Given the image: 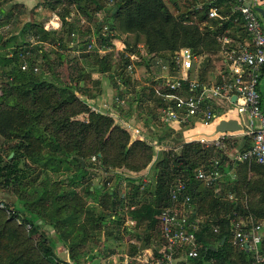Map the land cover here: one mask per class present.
Segmentation results:
<instances>
[{
	"label": "trees",
	"instance_id": "16d2710c",
	"mask_svg": "<svg viewBox=\"0 0 264 264\" xmlns=\"http://www.w3.org/2000/svg\"><path fill=\"white\" fill-rule=\"evenodd\" d=\"M108 1H55L66 8L63 13L56 14L60 19L58 30L46 31L42 25L33 24L25 27L37 41H50L71 51L81 47L80 44L70 45V36L75 35L73 30L78 28L77 22L71 19L72 8L83 17L105 12L115 21L112 31L134 36L132 50L143 58L147 67L153 57L170 61L180 48H189L196 56L209 57L221 53L224 48L249 41L240 20L231 15L230 6L234 0H193L190 7L175 8L177 15L169 11L164 0H111L113 5L109 9L106 7ZM6 2L8 0H0V22L9 17L4 8ZM46 3L51 1L44 0ZM213 8L219 17H209ZM141 37L143 49L138 44ZM98 38L101 46H108L111 40L103 35ZM224 38L229 40L225 46ZM24 52L22 50L21 54ZM17 53L2 57L7 84L0 90V136L3 138L0 204L14 213L12 218L19 217L22 225H29L30 229L24 234L10 225V220L0 218V264H54V249L58 243H69L70 262L79 264L77 247L103 233L109 235L111 226L119 228L121 217L115 208L119 205L116 191L120 182L126 175L136 177L150 167H153L155 180L141 192L139 179L129 178L130 194L132 197L150 194L151 201L161 207L171 205L169 190L177 178L188 184L191 201L187 207L177 209L185 210L191 223L195 224L197 217L203 218L196 225L195 236L201 247L196 264L252 263L247 247L232 244L231 237L234 224L240 221L245 224L244 231L264 222V166L230 161L235 150L241 153L251 147V139L226 140L222 149L205 147L184 142L181 133L164 126L162 128L182 139L172 146L173 143H165L161 136L148 134L147 129L153 123L146 116L142 123L144 140L132 141L129 129L117 119L133 126L137 121L134 115L127 118L121 110L114 111L116 115L110 111H94L89 103L93 97L89 96V90L81 87L90 81V75L84 73L85 66H99L98 71L104 74L111 66L109 56L84 58V63H76L73 67L75 76L68 83H62L51 71L55 63L46 55L43 58L48 60L46 65L52 73L51 78L44 73L34 76L31 70L34 63L30 58L28 69L23 71ZM116 82V89L135 88V105L153 104L157 112L150 111L151 119L153 122L159 120L162 98L153 90L144 94L145 88L131 81L125 59L117 69ZM156 147L163 149L158 152ZM211 160L218 161L222 174L223 186L217 193L215 188L206 187L194 177L196 170ZM71 168L73 174L64 180L54 179L62 170ZM96 177L100 179L97 184L93 183ZM110 183L114 185L108 187ZM154 216L147 206L146 221L138 222L135 232L139 235L141 229L142 236L160 242V227ZM43 225L54 229L57 242L44 233ZM34 235H38L37 244L30 245L29 240ZM74 235L78 241L73 243ZM136 253L137 249L133 248L131 255ZM260 253L264 259V242L260 245Z\"/></svg>",
	"mask_w": 264,
	"mask_h": 264
},
{
	"label": "built area",
	"instance_id": "2783aa9c",
	"mask_svg": "<svg viewBox=\"0 0 264 264\" xmlns=\"http://www.w3.org/2000/svg\"><path fill=\"white\" fill-rule=\"evenodd\" d=\"M257 0H234L231 12L240 20L249 41L245 44L237 43L235 47L224 48L221 52L222 61L226 67V74L221 82L206 84L196 77L199 56L194 55L189 48L175 51L170 61L153 57L150 61L159 63L161 72L153 76L148 75L142 80L138 77L141 59L134 52L125 53L127 75L141 82L148 93L153 90L163 100L159 110L160 121L165 125H174L187 131L189 137L186 143H199L205 147L222 149L226 140L236 137L238 132L207 134L199 129L208 128L216 123L220 115L214 103L223 101L229 107L223 111L222 117L229 118V114L238 116L237 125L241 127L244 137L251 139V147L241 153L233 155V161L238 163H255L264 166V112L260 95V83L264 77V25L261 16L256 11ZM210 18L219 17L215 8L209 12ZM224 46L229 44L223 39ZM91 48V47H90ZM99 53H103L99 50ZM27 65H22L23 71ZM37 72V68H33ZM121 89H123L121 87ZM235 97V101L232 98ZM119 104L123 99L116 98ZM107 108V107H105ZM107 111L115 112L109 107ZM131 132L134 141H143L142 127L123 123ZM163 148L156 147V151ZM95 160V158H92ZM220 172L216 161L209 170L197 169L195 180L208 188H215ZM119 205L115 208L117 215L125 212L127 193L117 192ZM171 205H149L160 227L161 241L153 248H144L134 255L126 254L120 264H196L200 255V244L195 232L196 226L191 223L185 210L179 211V206L187 207L191 201L188 195V184L177 178L169 190ZM232 196H230L231 198ZM0 208H5L0 204ZM134 226L133 221L128 222ZM27 227H30L27 225ZM245 224L240 221L233 226V243L240 247L246 246L252 253L251 264H264L259 252L263 235L259 225L244 231ZM206 251V249H204ZM63 264V263H61Z\"/></svg>",
	"mask_w": 264,
	"mask_h": 264
},
{
	"label": "rangeland",
	"instance_id": "374dc122",
	"mask_svg": "<svg viewBox=\"0 0 264 264\" xmlns=\"http://www.w3.org/2000/svg\"><path fill=\"white\" fill-rule=\"evenodd\" d=\"M191 1L193 0H164V3L172 14L177 15V12H175V8L178 10H182L187 6L190 7L189 3H191ZM197 1L199 2L200 0ZM54 2L55 1H51V3L44 4V0H8V2L4 4L5 10L9 12V17L8 19H2V21L0 22V90L3 89L7 84V76L5 74L6 69L4 67L2 57H10L14 55V52H18L17 54L21 58V67L24 64L27 65V60L28 58H30L32 63H34L33 68L38 69L37 72H34L33 68L31 69L34 76H41L44 73L47 77L51 78V71L53 70V72L57 76L56 79H58L62 83H68L72 79L73 75L75 76L73 67L76 63H84V58L90 59L94 56H97L99 58L109 56L111 66L110 69L104 74H101L98 71L99 66H95L94 68H92L90 66L84 65V73L85 75H90V81L82 84L83 86L81 87L89 90V96L93 97V99L89 100L90 106H92L93 110H101L97 108V106L101 105L102 101H105L108 107H110L113 111L116 112V110H121L122 114L127 116V118L131 117V115H134V118L137 121H140L147 116L150 118V120H152L153 123V125L151 126L152 128L150 127L149 129H147L148 134L161 136L162 140H164L165 143H173L172 146L176 145V143H181L182 139H180L179 135L169 133L170 131L167 130V128H169L168 126H166L167 128H162L165 125L160 121V119L156 120V122H153V119H151L152 117L150 115V111L157 112L153 104L145 102L139 105H135V103L133 102V94L136 93L135 88L126 87L124 89H116L117 69L125 59V53L133 52L132 49L134 48V36H126L123 34H119L117 31H112L111 27L115 24V21L111 16H106L105 12H99L91 17H83L82 15H78V13L76 14V8L73 7L72 9L74 10V12L72 14L74 15L71 14V19L73 23L77 22L76 24L78 25V28L77 31L73 30V32L75 31V35L70 36V45L74 44V47H76L77 44H80L81 47L74 48L71 51L64 49L58 44L50 41H37L36 38L32 36L33 33L28 32L29 30H27L25 27L27 24L42 25L43 29L46 31H53L54 27H57L58 29L60 28V19L56 14L63 13V9L66 8ZM112 5L113 2H111L110 0L107 2L106 7L109 9L112 7ZM98 26H100L99 29ZM98 35H103V37L105 38L111 37L109 45L101 46ZM126 42L128 43V45H126ZM138 44L141 46V49H143L142 44H144V42L142 37L141 41ZM22 50L25 51L23 53L24 55L21 54ZM99 50H102L103 53H99ZM44 55L47 56V59L50 62L53 61L55 63L51 71L46 65L48 60L45 61V59L43 58ZM145 57L146 56H144V59ZM58 58H60L62 61L60 60L61 62H59ZM139 58L141 59V61L138 62V64L140 65L138 77L141 80L148 75L153 76L161 72L159 63L154 62V60L153 62L149 60V67H147V63L143 61V58ZM215 60V55H211V63L209 65L211 66L210 68L215 69L217 67H221V61L216 60L215 62ZM213 61L215 62L214 65ZM208 70L209 67L207 71ZM131 81L133 83H136L137 86L141 85V82H139L135 78L134 80L131 78ZM144 94H146V92H144ZM121 95L124 96L122 97ZM117 97L121 99L123 98L124 103L119 104L116 101ZM0 102L2 101L0 100ZM117 120H119L120 122L119 118ZM137 121L136 124L138 123ZM160 127L162 129H159ZM2 141L0 143H2ZM216 161L217 160H211L206 166H202V168L204 167L203 170H209ZM146 171L149 172L148 176H150L151 178L153 174V167L147 168ZM71 174H73L72 168L69 170H62V172L59 175H56L54 179L64 180L67 175ZM93 175L96 176V174ZM129 178L133 179L130 175H126V177L123 178L122 182H120L119 186L117 187V190L119 192H132V186L128 180ZM142 179L143 178H139V181L142 183L141 185H143L144 187L150 185V183L145 182ZM219 181L220 180H218V182ZM99 182L100 179L98 177H96L93 181V183L95 184ZM219 185L220 188L221 186H223L221 182ZM88 203L92 202L89 201ZM13 215L14 213H10L8 209L0 208L1 220H10V225L17 227L22 233L28 234L30 227H24L22 225L21 219L19 217L12 218ZM42 228L47 236L51 237L52 240L57 242L55 239V231L53 228H51L49 225H43ZM109 229V231L112 232H109V235H106V238L114 239L115 236L119 234V229L117 226H111ZM117 232L118 234H116ZM75 237L76 235H74L72 238L73 243L78 241L75 239ZM101 239L102 234L100 236L91 238L83 246L77 247L76 253L79 259V264H86L87 261L93 259H90L91 257L96 258L94 264L108 263V251H113V249L116 251V246L114 247L115 243H111L107 240L103 243ZM37 240L38 235H34L29 240L30 245L37 244ZM54 252V264H61V262L63 261L72 264L70 262L71 256L69 243H58L54 249ZM88 264H90V262ZM111 264L113 263L111 262Z\"/></svg>",
	"mask_w": 264,
	"mask_h": 264
},
{
	"label": "crops",
	"instance_id": "0c3cea01",
	"mask_svg": "<svg viewBox=\"0 0 264 264\" xmlns=\"http://www.w3.org/2000/svg\"><path fill=\"white\" fill-rule=\"evenodd\" d=\"M27 1H38V0H27ZM50 1H64V0H50ZM233 1V0H232ZM233 5L230 6V12L232 9ZM261 9L264 12V0H257L256 1V9ZM74 15V14H72ZM231 15L232 12H231ZM234 16V15H233ZM262 23L264 25V19L261 17ZM51 21V20H50ZM53 30H58L57 27H54ZM71 48V46L69 47ZM214 58V57H213ZM221 58V59H220ZM215 59L216 60H220L221 61V67H217V68H210L211 66V56L210 57H206V56H199L198 62L196 64L197 67V74L196 77L201 80L204 81L206 84H213L218 82L219 78L222 79V77L226 74V67L223 64L222 61V54L218 53L217 55H215ZM215 60V62H216ZM215 62L213 61V65L215 64ZM209 67V70L207 71ZM211 69V70H210ZM212 71V72H211ZM260 95H261V101H262V110L264 112V77L261 80L260 83ZM104 98V97H103ZM104 100V99H102ZM214 106L218 112V114L220 115L219 119L216 121V123L208 128L205 129H199L202 132H205L207 134H212L213 132L216 131V127L219 124L220 121L223 120H236L238 119V116L235 115V113H231L229 114V118L227 117H222L221 115H223V111H225L229 106L224 103L223 101H216L214 103ZM107 107V108H105ZM97 108L103 110V111H107V109L109 108L107 103L105 101H102L101 105H98ZM146 117H144L145 119ZM144 119H141L140 121H137L141 127H142V123L144 122ZM165 125V124H164ZM168 126L169 128H172L174 131H176V133H181L182 135V139L185 142L187 140V138L189 137V134L187 131L179 129L178 127L174 126V125H165V127ZM242 137H244L241 133V131H238V134L236 137L230 138L228 140H240L242 139ZM248 138V137H247ZM3 140V138L0 136V142ZM240 144V143H239ZM1 145V143H0ZM236 150L232 153H235ZM233 155L230 156V161H233ZM250 164V163H249ZM147 173H144L142 175H138V176H134L131 178H137V179H141L144 180L145 182L148 183H152L153 180H155L156 176L151 177L148 176L149 172L146 171ZM149 179V180H147ZM219 182L217 181L216 187H215V192H219L220 188V182L222 183V174L220 173L219 176ZM97 184V183H96ZM112 185H114L113 183L108 184V187H111ZM146 186V184H145ZM101 187V184H100ZM147 187H144L142 185L140 191L143 192L142 190H144ZM118 192V190L116 191ZM231 196V195H230ZM229 196V198H230ZM127 205L125 206V212L120 214L121 217V223H120V228L119 229V234L116 236V238L114 239H109L106 238V235L103 233L102 234V242H106L110 241L111 243H115L114 247L116 248V251L113 249V251H108V263L107 264H111V262L113 264H120L122 262L123 256H125L126 254H130L132 252V249L135 248L137 249V252H139L140 250L144 249V248H153L156 244L157 241L156 240H152L151 238H149L148 236H142V230H139V235H137V233L135 232V228L138 222H145L146 221V217H145V211L147 206L150 208L149 205L146 204H150V205H156L155 201H151V196L150 194L147 195H138V196H134L132 197V194L127 193ZM146 207V208H145ZM129 221H133L134 222V226H130L129 225ZM203 221L202 217H197L195 219V226L199 225L201 222ZM244 224V222H243ZM261 227V233L263 235V240L262 242H264V222H261L260 224H258ZM196 226V229H197ZM257 226V225H256ZM231 242L233 243V238L231 237ZM106 245V243H105ZM108 245V243H107ZM235 245V244H234ZM261 245V244H260ZM113 247V248H114ZM251 255L252 253L250 251H248ZM259 252H260V246H259ZM261 254V253H260ZM96 260L95 257H93L92 260H90V264H94V261ZM93 261V262H92Z\"/></svg>",
	"mask_w": 264,
	"mask_h": 264
},
{
	"label": "water",
	"instance_id": "95a60500",
	"mask_svg": "<svg viewBox=\"0 0 264 264\" xmlns=\"http://www.w3.org/2000/svg\"><path fill=\"white\" fill-rule=\"evenodd\" d=\"M256 11L259 13V15L264 19V12L261 9H256ZM232 101H235V97L232 98ZM241 130V127L237 125L236 120H223L220 121L219 124L216 127V131L220 133H233L238 132ZM12 157V155L10 156Z\"/></svg>",
	"mask_w": 264,
	"mask_h": 264
}]
</instances>
